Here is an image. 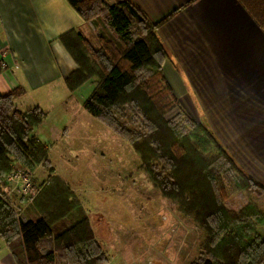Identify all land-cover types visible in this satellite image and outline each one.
Returning a JSON list of instances; mask_svg holds the SVG:
<instances>
[{
  "label": "trees",
  "instance_id": "trees-1",
  "mask_svg": "<svg viewBox=\"0 0 264 264\" xmlns=\"http://www.w3.org/2000/svg\"><path fill=\"white\" fill-rule=\"evenodd\" d=\"M67 1L88 23L103 18L120 46L100 36L101 49L95 50L81 33L63 35L60 41L78 66L66 85L74 93L94 82L84 109L132 146L154 187L206 232L209 241L202 248L207 257L192 264H264V237L256 230L264 225V213L252 204L239 212L230 209L215 164L225 162L237 175L229 181L235 190L264 196V186L247 173L208 122L197 123L190 116L167 83L163 67L170 53L159 29L171 17L154 24L132 0ZM135 24L139 37L133 32ZM3 70L0 61V74ZM24 95L21 87L0 92V178L11 175L16 163L29 171L45 167L51 175L55 172L49 147L35 134L48 113L41 108L18 110L16 100ZM175 109L179 116L169 120L168 113ZM33 204L43 215L28 220L17 217L0 196V237L17 264L108 263L89 218L63 227L81 201L61 178L51 176Z\"/></svg>",
  "mask_w": 264,
  "mask_h": 264
},
{
  "label": "crops",
  "instance_id": "crops-1",
  "mask_svg": "<svg viewBox=\"0 0 264 264\" xmlns=\"http://www.w3.org/2000/svg\"><path fill=\"white\" fill-rule=\"evenodd\" d=\"M132 1L154 24L171 17L159 29L170 53L163 67L167 83L190 116L197 123L208 122L247 173L264 186V0ZM72 31L101 49L103 35L67 0H0V61L5 64L0 92L23 88L25 95L15 103L18 110L47 112L44 93L54 83L67 87L66 79L78 66L60 38ZM174 72L183 78L185 90L169 78ZM95 86L89 82L69 91L73 100L85 95L74 103L84 104ZM44 127L45 122L36 129L38 137ZM53 175L48 173L43 185ZM16 205L20 211L27 208L20 201ZM82 208L81 201L64 219L65 229L89 218ZM27 210L28 220L43 215L33 203ZM0 264H17L1 237Z\"/></svg>",
  "mask_w": 264,
  "mask_h": 264
},
{
  "label": "rangeland",
  "instance_id": "rangeland-1",
  "mask_svg": "<svg viewBox=\"0 0 264 264\" xmlns=\"http://www.w3.org/2000/svg\"><path fill=\"white\" fill-rule=\"evenodd\" d=\"M106 1L114 4L113 0ZM93 23L98 33L120 46L103 18ZM137 29L135 24L133 32L139 37ZM169 78L180 89H186L178 73L174 72ZM84 96L80 94L73 100L75 97L72 98L64 84L54 83L52 90L41 97L48 117L39 137L49 146L54 174L73 188L82 201V209L89 216L96 238L109 259L107 264H192L202 256L207 257L202 248L209 241L206 232L194 219L183 214L175 201L164 198L154 187L128 142L92 117L82 102L74 103ZM178 116L179 110L175 109L167 118L174 120ZM136 127L130 126L132 130ZM215 165L222 172L226 189L222 198L230 209L239 212L252 204L264 213V196L251 190H235L229 181L237 175L225 162ZM30 172L31 176L27 174L36 189L41 188L50 173L45 167ZM0 181L3 195L5 187L13 188L6 183V178ZM13 198L9 201L11 210L16 215L26 216L27 208L33 203L32 197L17 190ZM19 201L26 205V210L18 209L16 202ZM256 230L264 237V225L257 226ZM59 264L66 263L59 261Z\"/></svg>",
  "mask_w": 264,
  "mask_h": 264
},
{
  "label": "built area",
  "instance_id": "built-area-1",
  "mask_svg": "<svg viewBox=\"0 0 264 264\" xmlns=\"http://www.w3.org/2000/svg\"><path fill=\"white\" fill-rule=\"evenodd\" d=\"M3 66L5 67V64ZM27 173H29L31 176L32 172L25 169L21 164L16 163L11 175L6 177V183L10 184V187L13 186V188L10 189L9 185L7 184L8 186L6 185L7 187L4 188L5 194L3 195L0 192V196L2 197L4 202L7 203L8 205H9V201H13L14 199L13 197L15 196L17 190L25 195L29 194L32 197L33 201L39 195L40 189H36L33 187L31 177Z\"/></svg>",
  "mask_w": 264,
  "mask_h": 264
}]
</instances>
